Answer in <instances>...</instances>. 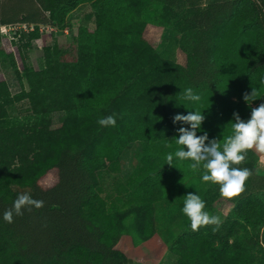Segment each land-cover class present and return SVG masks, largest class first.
I'll return each mask as SVG.
<instances>
[{
  "label": "trees",
  "instance_id": "trees-1",
  "mask_svg": "<svg viewBox=\"0 0 264 264\" xmlns=\"http://www.w3.org/2000/svg\"><path fill=\"white\" fill-rule=\"evenodd\" d=\"M31 1L39 13L20 21H52L65 29L66 16L90 3L95 28L79 30L72 61L55 45L45 51L44 69L23 66L28 90L13 95L0 80V264H124L122 222L99 197L98 171L117 166L135 140L167 145L158 162L144 155L134 176L141 199L152 204L162 198L170 169L182 179L173 164L182 147L175 139L180 127L190 125L174 124L175 115L201 112L205 120L197 135L207 133L221 145L232 134L234 112L250 119L253 105L264 103V0H223L205 7L201 0ZM169 25L181 32L180 61L162 60L154 48L156 34ZM20 37L29 44L40 34ZM188 88L201 99H184ZM252 88L258 99L249 106L243 95ZM23 100L29 114L12 116L11 107ZM61 110L62 126L53 130L51 115ZM113 114L114 127L98 124ZM169 153L172 165L166 164ZM15 186L27 188L26 194L44 206L24 209L9 224L3 213L22 194ZM244 221L251 231H230L241 240L233 246L244 253L185 236L176 249L178 264H228L221 251L235 253L236 264H264L249 252L264 243V235L247 216Z\"/></svg>",
  "mask_w": 264,
  "mask_h": 264
},
{
  "label": "rangeland",
  "instance_id": "rangeland-1",
  "mask_svg": "<svg viewBox=\"0 0 264 264\" xmlns=\"http://www.w3.org/2000/svg\"><path fill=\"white\" fill-rule=\"evenodd\" d=\"M31 0H0V20L3 18L15 19L19 22L28 13L37 14L39 9ZM223 0H201L205 7L208 4ZM188 6V5H187ZM41 19L45 18L41 13ZM3 24L0 21V25ZM64 27L68 34H43L38 40L21 43L18 39L9 36H0V80H4L10 92L14 95L22 89L28 90V83L23 73V66L33 70H42L46 66L45 51L53 46H60L66 51V59L72 61L77 56L76 37L80 29L94 30V10L90 3L75 7L65 19ZM60 28V27H59ZM6 37V38H5ZM181 32L169 25L161 29L155 36L154 48L162 60L180 61L179 42ZM7 39V40H6ZM11 40V42H10ZM29 102L23 100L16 103L9 110L12 116L25 117ZM257 105H253V108ZM65 113L56 111L52 113L50 128L59 129L62 126ZM148 144L135 140L128 144L121 152L118 165L103 168L98 171L99 197L108 213H114L122 222L125 233L121 245L124 264H178L179 257L176 249L180 238L195 237V240L204 241L207 246L222 244L232 247L239 252L244 251L233 246L234 241L230 231L247 227L245 216L259 230L260 237L264 235V159L262 155L250 150L246 161L234 167L248 168L253 175L245 182V191L237 198L228 200L220 195L219 185L202 180L203 170L193 172L189 165L191 161H181L176 158L173 162L182 171V179H176L168 171L165 179L162 198L147 204L141 199L142 190H136L134 176L142 165L144 155L159 161V150H165L167 145ZM147 147L148 153H144ZM162 157V156H161ZM135 183V184H133ZM14 190L26 194L25 187L15 186ZM192 193L199 195L205 201V211L220 217L222 224L218 231L213 226L201 227L193 231L189 218L183 213L186 195ZM241 240H238L237 244ZM250 254L264 260V243H259ZM221 258L228 264L238 261L235 253H223Z\"/></svg>",
  "mask_w": 264,
  "mask_h": 264
},
{
  "label": "clouds",
  "instance_id": "clouds-1",
  "mask_svg": "<svg viewBox=\"0 0 264 264\" xmlns=\"http://www.w3.org/2000/svg\"><path fill=\"white\" fill-rule=\"evenodd\" d=\"M183 98L190 101L201 99L191 88L185 89ZM243 99L251 106V102L258 99L257 90L252 88L250 94L244 93ZM233 117L232 134L222 145L219 140H209L207 133L197 135V130L205 120L201 112L190 111L187 115L177 114L173 118L174 124L179 122L190 125V129L185 127L178 129L179 138L175 139V142L182 147L175 151V157L181 161H191L189 167L193 172L202 169V180L219 185L220 195L228 200L239 197L246 190L245 182L253 175L250 169L234 167V165L245 162L250 150L264 154V103L251 109V117L247 121L242 120L235 112ZM98 124L103 127H114L115 114L100 118ZM166 160V164L172 165L173 154L169 153ZM43 206L44 201L33 199L28 194H20L12 208L3 213V219L11 224L14 215H23L24 209L31 211L32 207L39 209ZM205 207V201L199 195L189 193L186 195L182 211L189 218L193 231L213 225L215 226L213 231H218L222 224L220 217L211 215L205 211Z\"/></svg>",
  "mask_w": 264,
  "mask_h": 264
},
{
  "label": "built area",
  "instance_id": "built-area-1",
  "mask_svg": "<svg viewBox=\"0 0 264 264\" xmlns=\"http://www.w3.org/2000/svg\"><path fill=\"white\" fill-rule=\"evenodd\" d=\"M47 18L49 15H46ZM38 31L40 36L43 34H54L55 36L58 33L68 34V29H60L54 22L52 21H43V22H13L9 24H1L0 25V36H9L12 39H18L23 33H31L33 31ZM38 40V39H36Z\"/></svg>",
  "mask_w": 264,
  "mask_h": 264
},
{
  "label": "bare ground",
  "instance_id": "bare-ground-1",
  "mask_svg": "<svg viewBox=\"0 0 264 264\" xmlns=\"http://www.w3.org/2000/svg\"><path fill=\"white\" fill-rule=\"evenodd\" d=\"M23 21H25V20H23ZM26 21H27V20H26ZM35 22H36V21H35ZM11 23H12V22H11ZM24 36H25V35H23V37H24ZM2 37H3V36H2ZM2 37H1V38H2ZM23 37H22V38H23ZM25 37H26V36H25ZM5 38H6V37H5ZM6 40H7V39H6ZM10 42H11V40H10Z\"/></svg>",
  "mask_w": 264,
  "mask_h": 264
}]
</instances>
